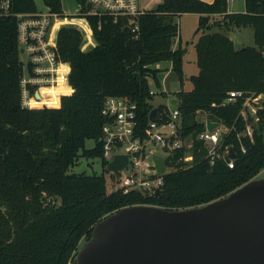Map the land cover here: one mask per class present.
Returning a JSON list of instances; mask_svg holds the SVG:
<instances>
[{"label":"trees","instance_id":"1","mask_svg":"<svg viewBox=\"0 0 264 264\" xmlns=\"http://www.w3.org/2000/svg\"><path fill=\"white\" fill-rule=\"evenodd\" d=\"M244 1V13H230L228 0H163L155 10L136 18L137 38L127 18L114 22L107 16H90L87 20L96 44L87 51L81 49L79 29L61 27L57 55L69 64L72 91L61 95L57 108L22 107L23 64L16 20L0 18V264H74L82 238L90 239L93 226L115 211L145 204L170 210L196 208L257 177L264 169V103L250 138L244 135L246 121L239 115L242 100L226 103L231 91L264 96V0ZM42 2L62 16L60 0ZM76 2L80 12L86 10L85 0ZM11 4L14 14L37 10L34 0H12ZM185 13L199 15L195 30L198 72L189 78L190 91L173 94L181 114V137L191 141L190 149L175 152L173 159L177 162L190 154L193 165L164 174L157 197L140 190L107 192L104 174L110 171L102 147V127L107 122L101 112L104 102L107 97H118L135 103L137 129L141 137L145 135L156 96L149 93V80L159 87L160 70L155 65L170 62L172 73L180 84L183 81L184 49L172 50V46L179 30L176 18ZM215 26L225 31L251 27L254 46L235 49L230 38L211 31ZM49 93L53 101L43 102L55 106L57 92ZM160 95L168 97L166 92ZM156 108L155 121L166 120V105ZM200 114L228 130L221 143L222 149L235 148L233 168L228 167L227 158L215 160L213 166L208 162L207 147L198 138L206 129ZM90 140L94 145L86 149ZM81 157L98 158L103 172L70 173Z\"/></svg>","mask_w":264,"mask_h":264},{"label":"built area","instance_id":"2","mask_svg":"<svg viewBox=\"0 0 264 264\" xmlns=\"http://www.w3.org/2000/svg\"><path fill=\"white\" fill-rule=\"evenodd\" d=\"M85 1L91 8L79 12L78 18L85 26L90 27L87 20L90 16H107L114 22L124 17L129 20L131 32L134 38H137L138 25L135 20L145 12L138 0ZM11 3L12 0H0V18L14 17L16 20L19 55L24 56V60L19 58L23 64L20 78L21 105L24 108L36 109L38 107H34L32 102L39 103L40 98L37 95L40 89H53L62 84V88L68 89L69 64L60 60L57 55L56 37L58 30L64 26L61 24L62 16L45 6L44 9H37L33 13L14 14ZM76 28L79 29V25ZM59 93L62 95L63 90L56 95ZM149 93L156 95L153 91ZM246 95L245 92L231 91L227 103L235 102L239 98L242 100L239 115L246 121L244 135L250 138L252 124L258 121L257 113L263 107L264 96ZM165 105L168 110L167 119L163 120L161 117L159 122L155 119L149 121L145 135L141 137L137 129V105L125 98L107 97L105 100L101 111L107 121L102 127L103 158L108 164L115 155L127 156L126 167L120 171L118 178L114 176L118 187L113 190H121L124 194L131 190H140L144 194L155 195L156 190L162 191L164 174L193 165L190 154L179 157L177 162L173 159L175 152L184 148L190 149L191 141L181 137V114L177 109L178 104L173 106L168 102ZM227 131L219 124L214 131L209 132L206 128L198 135L207 147L206 158L211 166L215 164V160L227 158L228 167L233 168V160L227 157L229 147L222 149L221 143L222 136ZM154 156L163 158L165 170L162 173L157 171ZM179 161L186 164L178 167L176 164Z\"/></svg>","mask_w":264,"mask_h":264},{"label":"water","instance_id":"3","mask_svg":"<svg viewBox=\"0 0 264 264\" xmlns=\"http://www.w3.org/2000/svg\"><path fill=\"white\" fill-rule=\"evenodd\" d=\"M85 6L91 8L89 3ZM157 75L163 80V73ZM177 104L171 99L170 105ZM157 111L152 109L149 121ZM218 125L205 121L209 132ZM227 157L237 158L233 146ZM153 161L162 173L163 158L154 156ZM126 163L127 156L115 155L108 171L118 178ZM160 194L156 190L155 196ZM75 255L74 264H264V177L196 208H122L97 222Z\"/></svg>","mask_w":264,"mask_h":264},{"label":"crops","instance_id":"4","mask_svg":"<svg viewBox=\"0 0 264 264\" xmlns=\"http://www.w3.org/2000/svg\"><path fill=\"white\" fill-rule=\"evenodd\" d=\"M162 1L163 0H138V4L140 5V7L144 11H152V10H155L157 8V6ZM202 1L210 3L212 0H202ZM242 1L243 2H241V3H237V2H235V0H228V2H229V10L228 11L230 13H244L245 9H246L245 8V1L244 0H242ZM60 2H61V0H60ZM43 7H44V4H43ZM78 18L71 16V15L65 16L62 14L61 24H63L64 27H69V26L76 27L77 25H79V30L81 31L82 38H83V40H82L83 44H82L81 49L83 51H87L91 47H94L96 42L93 40L92 31H91L89 25L85 26ZM198 18H199V15L196 13L181 14L176 18V21L178 22L179 30H178V35L175 38V42L172 46V50H176V48H178L179 46L184 49L183 63H182V70H183L184 77L195 76L198 72V67H197V63H196L197 56L195 53V43L197 41V36L195 35V30L198 26V22H199ZM214 18L216 19L217 16H214ZM240 29L230 28L229 30H240ZM221 30H224V29L220 28L219 26L218 27L215 26V27H213V29L211 31L220 32ZM229 30L226 32H229ZM228 38H230L234 42V39L232 37L229 36ZM192 46H193V50H194V57H192V59H188L189 48H191ZM243 48H245V47H241L239 49H243ZM235 49H237V48H235ZM188 66H192V67H190V69H188V71L186 73V70H187L186 68ZM155 69L160 70L159 72L163 73V75H164L163 80H164V78H171V76L174 75L171 71V63L170 62H160L159 64L155 65ZM68 71H70V67H69ZM175 78H177L176 75H175ZM67 86H68V89H67L65 94H69L72 91L70 86L69 85H67ZM61 88H62V86L54 87L53 89H55L56 92L58 93L59 89H61ZM53 89L45 88V89H40L38 91V95L40 96L39 97L40 101H38V102L39 103L42 102L41 103L42 105L38 106V108L43 107V106H46L48 108H52V107L57 108L60 106V98H61L60 93H59V95H57L58 96V102L55 106L49 105L48 103L43 102L44 100H47V99L49 101H53V96L50 95V93H49ZM191 89H192V86H191ZM43 90H46L48 93H42ZM62 90H63V88H62ZM173 98H175V96H173V95L169 96V94H168L167 98L160 95V101L153 100L152 104L156 108L160 104H167ZM199 118L202 119L204 121V123L207 120V117L205 114H200ZM222 127L223 126H221V128Z\"/></svg>","mask_w":264,"mask_h":264},{"label":"rangeland","instance_id":"5","mask_svg":"<svg viewBox=\"0 0 264 264\" xmlns=\"http://www.w3.org/2000/svg\"><path fill=\"white\" fill-rule=\"evenodd\" d=\"M235 2L241 3L243 1L235 0ZM60 3L62 6L63 15L65 16L71 15L76 18L79 17L81 6H79L76 0H61ZM34 4H35V7H37L38 9L40 10L44 9L42 0H34ZM220 32L226 35L227 37L229 36L232 37L234 39L233 45L237 49L241 47L254 46V37H252L253 30L251 27L241 28L240 30H229V32L221 30ZM192 57H194L193 46L189 48L188 59H192ZM19 58L21 60H24V56H22L21 54L19 55ZM190 67L192 66H188L186 68L187 69L186 73L188 69H190ZM189 78L190 77H183V81L180 84L178 77L175 78V74H174L173 76H171V78H164V80H159V87H157L152 80H149L150 91H153L156 93L154 100L160 101L161 91L168 93L169 96L173 95L174 93H177L178 90L189 91L192 86L189 81ZM93 145H94L93 140L86 141L85 148L90 149L93 147ZM73 172L85 173L86 175H91L93 173L101 174L103 172V168H102V165H100V160L98 158L85 159L81 157L79 158L77 163L74 165V167L70 169V173H73ZM261 177H264V169L260 171V173L257 175V178H261ZM104 178H105V183L107 186V192L113 190V188L116 189L118 187L117 183L112 182L110 172H105ZM85 242H86V238L84 237L80 241L78 249L81 248Z\"/></svg>","mask_w":264,"mask_h":264}]
</instances>
